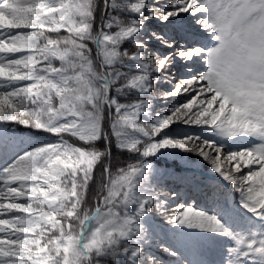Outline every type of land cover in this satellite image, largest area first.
<instances>
[{
    "label": "snow or ice",
    "instance_id": "6c2138e0",
    "mask_svg": "<svg viewBox=\"0 0 264 264\" xmlns=\"http://www.w3.org/2000/svg\"><path fill=\"white\" fill-rule=\"evenodd\" d=\"M0 264H264V0H0Z\"/></svg>",
    "mask_w": 264,
    "mask_h": 264
},
{
    "label": "rangeland",
    "instance_id": "374dc122",
    "mask_svg": "<svg viewBox=\"0 0 264 264\" xmlns=\"http://www.w3.org/2000/svg\"><path fill=\"white\" fill-rule=\"evenodd\" d=\"M161 107H162V106H161L160 102H157V103H156V110H160ZM159 166H160V167H163V165H159ZM180 194H181V196H183L185 199L188 198L186 194H183V195H182V193H180ZM186 197H187V198H186ZM204 205L206 206V204H205V202H204V200H203V201H202V206H204ZM206 207H207V206H206ZM206 207H205V208H206ZM208 258H209V259H218V256H216L215 253H210L209 256H208Z\"/></svg>",
    "mask_w": 264,
    "mask_h": 264
},
{
    "label": "trees",
    "instance_id": "16d2710c",
    "mask_svg": "<svg viewBox=\"0 0 264 264\" xmlns=\"http://www.w3.org/2000/svg\"><path fill=\"white\" fill-rule=\"evenodd\" d=\"M102 6V5H101ZM190 130V129H189ZM123 162V158L120 156V154H118V153H116L115 151H114V153H113V160H112V164H113V166L115 167V165L116 164H118V163H122ZM206 167V166H205ZM94 187V186H93ZM89 195H90V198H91V196H92V190H90V193H89Z\"/></svg>",
    "mask_w": 264,
    "mask_h": 264
}]
</instances>
